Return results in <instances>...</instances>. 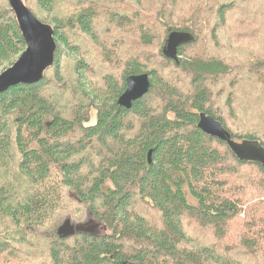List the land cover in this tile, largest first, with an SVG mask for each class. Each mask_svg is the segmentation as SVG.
<instances>
[{
    "label": "trees",
    "instance_id": "trees-1",
    "mask_svg": "<svg viewBox=\"0 0 264 264\" xmlns=\"http://www.w3.org/2000/svg\"><path fill=\"white\" fill-rule=\"evenodd\" d=\"M23 2L56 49L0 94V264H264V169L196 127L264 149V0ZM173 31L192 38L177 61ZM25 47L0 0L1 72ZM140 74L148 93L118 106ZM66 223L100 232L60 238Z\"/></svg>",
    "mask_w": 264,
    "mask_h": 264
},
{
    "label": "water",
    "instance_id": "water-1",
    "mask_svg": "<svg viewBox=\"0 0 264 264\" xmlns=\"http://www.w3.org/2000/svg\"><path fill=\"white\" fill-rule=\"evenodd\" d=\"M8 3L26 47L12 66L0 73V94L18 85H30L42 80L45 73L53 66L56 49L54 30L50 25L39 22L23 0H8ZM191 39L190 34L186 32H170L162 52L163 56L177 61L178 48ZM149 88L148 74L129 76L126 79L124 92L117 99V105L130 109L133 102L148 93ZM196 127L206 136L224 143L238 161L257 163L264 169V149L258 142L232 140L219 122L204 113L198 115ZM151 155L152 151H149L148 164L151 163ZM92 224L72 227L66 223L57 234L60 238H68L75 233L93 234L96 226Z\"/></svg>",
    "mask_w": 264,
    "mask_h": 264
},
{
    "label": "rangeland",
    "instance_id": "rangeland-1",
    "mask_svg": "<svg viewBox=\"0 0 264 264\" xmlns=\"http://www.w3.org/2000/svg\"><path fill=\"white\" fill-rule=\"evenodd\" d=\"M198 36H205V34H203V35H197V38H198ZM198 45V44H197ZM197 48H195L194 49V51H196V50H198V48L200 47L199 45L198 46H196ZM209 48H205L204 50H202V52H209ZM1 70L2 69H0V72H1ZM248 94H249V92L247 93V91L246 90H244L243 91V93L241 94V98H240V101H242L245 105L246 104H248V103H246V100L248 99ZM255 94H258V93H255ZM247 98V99H246ZM93 119V118H92ZM237 125L239 126V123H237ZM198 189V188H197ZM187 199H188V202L190 203V204H192V205H197V203H196V201L190 196V195H188L187 194ZM263 201H264V199H263ZM254 202H257V201H253V203ZM92 225H95L96 226V229L92 232L93 234H98L99 232H100V227L97 225V224H92ZM43 244V242H41V244L40 245H42ZM41 247V246H40ZM40 251H42V252H46V250L45 249H39ZM37 257H39V259H40V261L41 260H46V256H45V254H43V253H38V255H37V253L35 254ZM35 256V257H36Z\"/></svg>",
    "mask_w": 264,
    "mask_h": 264
}]
</instances>
